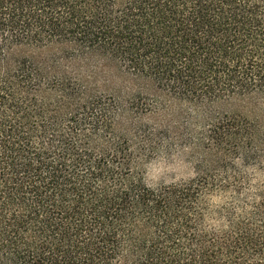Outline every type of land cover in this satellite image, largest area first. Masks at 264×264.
<instances>
[{
	"label": "trees",
	"instance_id": "obj_1",
	"mask_svg": "<svg viewBox=\"0 0 264 264\" xmlns=\"http://www.w3.org/2000/svg\"><path fill=\"white\" fill-rule=\"evenodd\" d=\"M0 264H264V0H0Z\"/></svg>",
	"mask_w": 264,
	"mask_h": 264
},
{
	"label": "rangeland",
	"instance_id": "obj_2",
	"mask_svg": "<svg viewBox=\"0 0 264 264\" xmlns=\"http://www.w3.org/2000/svg\"><path fill=\"white\" fill-rule=\"evenodd\" d=\"M176 105V104H175ZM228 104L220 103L213 107V110L219 113H223L229 110ZM175 114L170 118L173 126V139L169 141L170 145L161 144L159 147L163 149L167 148V151H161L153 155V157L146 163L145 176L147 183L155 185L161 182H172L181 179H186L192 176L193 168L191 165V159L186 150H183L180 145H183L180 135L185 131H182V120L184 118V110L175 107ZM157 115L145 116L142 119L149 123L158 124L162 117H156Z\"/></svg>",
	"mask_w": 264,
	"mask_h": 264
}]
</instances>
